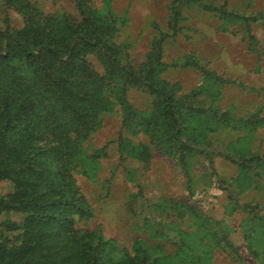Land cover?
Wrapping results in <instances>:
<instances>
[{"label":"rangeland","instance_id":"1","mask_svg":"<svg viewBox=\"0 0 264 264\" xmlns=\"http://www.w3.org/2000/svg\"><path fill=\"white\" fill-rule=\"evenodd\" d=\"M28 1L45 14L79 18L74 0ZM186 1L177 19L173 0L89 4L115 17V41L126 44L124 51L136 65L146 59L154 38L165 35L160 77L168 89L175 86L176 100L189 104L197 119L222 110L234 121L241 120V127L209 132L206 143L216 146L211 159L191 151L182 160L162 141L168 140L162 104L157 107L150 91L129 87L127 100L139 121L152 116L157 134L152 139L142 130L126 129L120 105L101 114V124L84 141L74 172L93 210L76 227L100 231L109 259H121L144 244L156 264H190V259L200 264H264V238L258 235L264 227V160L249 161L256 176L245 189L240 180L216 186L210 165L213 161L221 174L238 178L239 165L221 155L222 150L237 158L242 153L264 156V20L241 17L263 12L264 0ZM24 24L19 9L0 0V28L14 30ZM89 58L103 73L100 62ZM122 140L127 141L128 153L118 147ZM139 145L148 146L149 160L139 158ZM12 189L11 181H0V195ZM24 216L3 211L0 224L21 222Z\"/></svg>","mask_w":264,"mask_h":264},{"label":"trees","instance_id":"2","mask_svg":"<svg viewBox=\"0 0 264 264\" xmlns=\"http://www.w3.org/2000/svg\"><path fill=\"white\" fill-rule=\"evenodd\" d=\"M74 1L79 18L45 14L28 0H6L19 9L25 24L0 28V181L13 184L12 191L0 195V213L25 216L21 222L0 224V264H156L144 244L126 257L109 259L100 231L76 227L93 212L74 175L84 141L100 126L101 114L115 105L123 110L126 129L155 138L156 122L152 116L139 121L127 100L129 87L150 91L157 107L162 104L168 137L162 141L182 160L191 151L211 159L216 146L206 143L209 132L240 128L241 120L222 110L215 115L203 112L197 119L189 104L176 100L175 86L168 89L160 77L165 35L154 38L146 59L136 65L124 51L126 44L115 41V17L104 16L89 0ZM183 2L173 0L176 19ZM241 17L264 20V11ZM90 56L100 62L103 73ZM126 146L122 140L121 153H128ZM139 147V158L149 160L148 146ZM222 154L239 165L240 175L228 178L210 161L216 186L240 180L241 188H247L256 176L249 161L264 160L250 153L240 158L227 150ZM258 235L264 238V227ZM190 264H200L199 259H190Z\"/></svg>","mask_w":264,"mask_h":264}]
</instances>
